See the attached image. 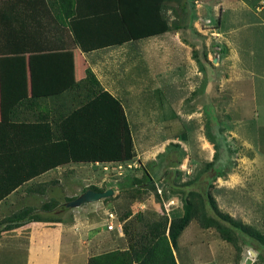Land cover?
Returning a JSON list of instances; mask_svg holds the SVG:
<instances>
[{"label":"rangeland","instance_id":"obj_1","mask_svg":"<svg viewBox=\"0 0 264 264\" xmlns=\"http://www.w3.org/2000/svg\"><path fill=\"white\" fill-rule=\"evenodd\" d=\"M46 1L47 7L42 0H0V73L5 70L2 55L13 51L15 43L19 47L26 28L41 31L45 45L56 41L57 34H69L60 26V5ZM261 3L264 0H166L163 13L170 30L152 51L103 53L102 71L113 74L130 104L126 113L136 150L132 160L138 163L121 175L102 170L106 177L101 188L114 189L104 207L118 217L110 220L106 213V218L109 224L114 221L112 231L124 233L128 244L145 223L180 217L186 197L193 202L194 219L173 249L180 264H244L250 250L256 253L252 264H264V245L235 226L247 225L264 234V8L257 9ZM120 55L125 56L123 67L114 63ZM75 60L76 65H86L80 57ZM230 77L253 79L250 86L243 85L257 92L255 102L244 101L251 103L249 111L229 108L234 101L228 95ZM200 103L207 111L198 114ZM83 175L69 180L71 191L80 188ZM57 191L63 196L60 188ZM56 198L59 208L69 202ZM167 198L177 204L166 206ZM209 219L219 221L234 240L204 226Z\"/></svg>","mask_w":264,"mask_h":264},{"label":"trees","instance_id":"obj_2","mask_svg":"<svg viewBox=\"0 0 264 264\" xmlns=\"http://www.w3.org/2000/svg\"><path fill=\"white\" fill-rule=\"evenodd\" d=\"M55 1H60L62 6L64 5L61 8L63 13L68 16L73 14V3L70 0ZM138 1L140 4L137 6L126 3L131 14L128 18L120 1L122 8L119 14L126 33L119 38L107 30H94L92 36L88 37L84 34L83 26L87 23L109 26L113 23L111 17L105 20L97 18V14L86 15L85 18L80 16V19L71 17L69 26L75 41L83 50H91L170 30L169 22L162 15L165 0H154L155 6L147 0ZM42 2L45 5L49 3L46 0ZM137 8L139 10L134 11ZM138 12L144 13L145 17L136 16ZM20 37L19 47L15 43L13 51L2 55L5 63L3 81L9 96L7 104L10 111H6L5 120L0 121V201L26 181L61 164L81 161H125L135 158L134 136L121 101L101 87L90 69L87 70V75L99 89V95L93 102L105 99L108 111H57L53 123L48 121L47 115L43 112L24 117L23 121L20 119L19 112L13 110L29 92L33 95L58 94L75 84L72 80L73 64L70 51L49 49V45L43 47L40 42L42 36L38 34H21ZM37 38L39 44L36 45L34 41ZM41 81L47 83V86L45 87ZM86 189L105 190L95 185H90ZM73 199L68 198L69 201ZM58 204V201L51 200L43 204L39 211L33 207H25L12 213L4 221H0V235L3 231L32 221L59 220L45 217L42 213L52 211ZM193 209V202L183 197V214L180 217H175L169 222L145 223L144 230L136 232L130 238L127 249H116L92 256L88 264H178L173 249L178 246V238L194 219ZM217 215L232 220L220 212ZM204 226H213L226 240H234L231 235H225L228 229L215 219H209ZM235 226L257 238L264 245V234L247 225L237 223Z\"/></svg>","mask_w":264,"mask_h":264},{"label":"crops","instance_id":"obj_3","mask_svg":"<svg viewBox=\"0 0 264 264\" xmlns=\"http://www.w3.org/2000/svg\"><path fill=\"white\" fill-rule=\"evenodd\" d=\"M120 1L123 3L125 8L124 14L127 18L128 16L131 17V14L127 10L126 3H131L133 6L140 4L138 0L126 2L125 0H70L73 3V14L68 16L62 13L60 17L62 21H60V26H66L69 29V34H66V36L57 34V37H54L56 41L50 43L48 48L53 50L58 49L59 51H70L72 53V80L75 84L72 88H68L58 94L41 93L33 95L29 92V95L13 110L19 112L18 115L22 121L24 117L26 118L41 112L46 114L48 121L53 123L54 115H57V111H108L105 99L97 103L93 102L99 95V89L87 75L88 69L92 71L104 90L109 91L121 101L124 111H129L130 104L127 102V98L122 96L126 94L125 91L119 89L114 84L116 78L113 74L111 75L102 71V67L105 64L100 63L103 62L101 57L104 52L117 51L121 54L128 51H152V45L159 41L160 37L166 35L168 31L153 36L132 39L122 44L83 50L77 41H75L73 31L69 26L71 17L72 19H80V16L85 18L90 14H97V18L99 17V19L105 20V18L111 17L113 23L109 26L98 23H87V25L83 26L85 36H92L91 33L94 30H107V32L113 33L118 38L124 36L126 31L124 23L121 20V14H119L122 8ZM147 1L155 6L154 0ZM58 4L63 8L64 5L62 6L60 1ZM263 5L261 3V7H257V9L263 10ZM137 10L139 9L137 8L134 11ZM69 11L70 8L68 7L67 12ZM135 15L145 17L144 13L138 12ZM162 15L164 16L163 8ZM262 20L264 21V16ZM21 34H38L39 36L41 35V31L35 30V27H28ZM38 40L39 38L34 41V44H39ZM41 45L47 47L45 44L41 43ZM75 57L84 59L86 65H76ZM117 57L118 60L114 63L120 64L123 67L125 56L120 55ZM246 67L247 64H245L244 70L247 69ZM3 74L2 70L0 73V121H4L7 114L6 111H10L7 104L9 96H7L4 86L3 80L5 78ZM226 81L230 101L234 99L233 102H230L229 108H231V111H249L251 103L245 102H250L249 100L255 102L254 99L257 92L253 88L244 87L243 85L250 86L253 84V79L240 77L235 80L233 77H230ZM222 83L225 84V81H222ZM42 84L45 87L47 86V83ZM197 111L198 114H201V111L207 110L200 103L198 104ZM251 111L255 115L258 109L255 108ZM233 121L231 120L230 122L236 124L237 120ZM217 123L218 121L214 124L218 125ZM105 162L110 161L68 162L51 168L26 181L0 201V215L2 213L0 221L8 217L9 214L11 215L25 207H33L39 211L43 204L53 199L59 201L56 195L63 197V199L78 197L87 190V187L92 185L91 182L95 179L100 181L95 186L101 188V184L106 177V172L102 171V165ZM99 172L101 173L99 174ZM81 173H84L81 179L83 184L79 186L80 188L77 187L71 191L68 186L69 180ZM56 188L61 189L63 196H60V192H55ZM104 202V199H101L95 202L84 203L77 207L65 208H59L61 204L59 203L52 211L47 213L48 215H45V217L58 218L59 220L32 221L20 227L3 231L0 235V264H19V261H21V264H88L92 256L116 249H127L128 243L124 233H115L114 230L107 229L109 221L106 218V213L108 212V208L104 207ZM53 211H60V213L56 215ZM179 261L180 259L178 260L177 258L178 264H180Z\"/></svg>","mask_w":264,"mask_h":264},{"label":"built area","instance_id":"obj_4","mask_svg":"<svg viewBox=\"0 0 264 264\" xmlns=\"http://www.w3.org/2000/svg\"><path fill=\"white\" fill-rule=\"evenodd\" d=\"M137 165H138L137 161H134V160L131 159V160H125V161L105 162V163H103L102 166H103V170L106 171V172H109L111 170V171H114V172H116V173L121 175L124 170L134 169V168L137 167ZM159 193L162 195L163 194V190L160 189ZM174 204L176 205L177 202H176L175 199L172 198V199H168L167 200V205L166 206H168V205L170 206V205H174ZM107 216H108V219H110V220H114L115 221V220L118 219L117 214L114 211H112V210H109L107 212ZM113 222H111L110 224L107 225L108 230L114 229L115 225L113 224Z\"/></svg>","mask_w":264,"mask_h":264},{"label":"water","instance_id":"obj_5","mask_svg":"<svg viewBox=\"0 0 264 264\" xmlns=\"http://www.w3.org/2000/svg\"><path fill=\"white\" fill-rule=\"evenodd\" d=\"M113 194H114V189H112V188H109L105 191H96L93 189H87L80 196H78L77 198L66 203V207H77V206H80L84 203L99 201L101 199H105L107 197H110ZM255 254L256 253L254 250H250V256L246 258L244 264H252L253 256Z\"/></svg>","mask_w":264,"mask_h":264}]
</instances>
